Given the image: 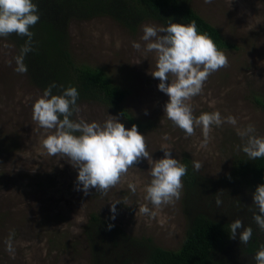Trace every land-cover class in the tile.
<instances>
[{
  "label": "rangeland",
  "instance_id": "rangeland-1",
  "mask_svg": "<svg viewBox=\"0 0 264 264\" xmlns=\"http://www.w3.org/2000/svg\"><path fill=\"white\" fill-rule=\"evenodd\" d=\"M186 1L233 45L219 49L227 56L228 66L211 74L202 94L190 101L196 116L219 111L223 117L231 115L237 119L236 127L227 123L213 127L211 139L204 147L199 128L195 136L186 138L164 116L169 98L159 91V80L149 74L155 70V56L149 53L145 58L132 47L133 42H138L143 49L144 26L164 27L160 22L144 19L131 30L107 16L71 18L65 26L63 48L74 63L100 69L111 83L125 91L121 107L145 135L146 148L153 160L164 157L162 146L169 147L172 157L180 163L182 158L188 159L202 184L211 187L218 184L217 192L204 199L207 206L198 201V207L220 213L218 217L224 220L240 219L248 227V215L238 208L245 199L251 213L256 211L252 205L253 192L238 190L236 185L223 180L232 169V161L247 156L242 151L245 141L237 134V128L251 124L255 135L264 136V109L253 98L264 102V0ZM15 47L10 39L0 37V264H91L85 238L90 213L118 226L129 236L148 237L158 247L176 249L187 222L184 202L192 198L184 186L174 205L152 209L144 200V188L151 176L150 165L143 160L129 169L121 183L106 195L95 189L87 195L77 190L78 170L66 158L47 155L42 147V140L50 133L32 120V111L34 102L43 93L30 83L26 73L15 70L18 55ZM77 105L80 112L74 113L73 120L83 118L102 124L112 115L126 128L132 127L116 110L101 103L82 100ZM194 161L202 164L199 170L194 168ZM129 183L136 184L135 194L128 188ZM231 191L238 203L231 200ZM217 196L222 200L219 207L215 203ZM116 200L126 203L116 205V218L112 220L110 206ZM144 204L156 212L154 217L138 211ZM237 214L241 215L233 217ZM257 230L260 229H256V237L262 245L264 231ZM240 231L237 230L235 239L237 246L229 245L221 254L232 264H256L254 256L239 253ZM13 233L14 251L10 252L6 241ZM132 263L139 264L137 260Z\"/></svg>",
  "mask_w": 264,
  "mask_h": 264
},
{
  "label": "clouds",
  "instance_id": "clouds-1",
  "mask_svg": "<svg viewBox=\"0 0 264 264\" xmlns=\"http://www.w3.org/2000/svg\"><path fill=\"white\" fill-rule=\"evenodd\" d=\"M211 3V0H205ZM40 20L38 5L33 0H0V37L15 34L28 37L16 59V71L26 73L24 56L31 51L30 29ZM141 40L133 42L132 47L146 58L149 53L155 56V70L149 74L159 80L158 89L168 96L164 105V116L173 125L185 133V137L196 135V129L203 136L202 147L211 139L213 127H221L227 123L236 127L237 119L231 115L223 117L219 111L204 112L194 115L190 101L202 94L208 77L221 68L228 66L227 56L218 50L214 41L205 33L199 34L196 22L188 24L173 23L171 19L166 27L145 25ZM137 64L140 61L136 62ZM170 81V83H169ZM54 85L49 86L33 104L32 120L43 129L46 138L42 147L49 156H58L67 160L78 170L76 189L85 195L91 189L107 194L112 188L121 183L129 169L147 160L150 165L151 180L145 188L144 200L152 205V209L174 205L181 197L183 189L182 177L187 174V168L171 155L169 147L162 146L164 157L153 160L146 148L145 135L138 131L133 124L126 128L116 116L108 115L101 124L96 121L88 122L83 118L73 120L74 113L78 114L79 96L75 87H68L62 94L53 95ZM147 114V113H146ZM253 125L237 128V134L245 141L242 151L249 160L264 158V136L255 135ZM79 133V135H76ZM164 139H168L167 136ZM200 162L194 161V168L199 170ZM128 188L135 194L137 186L129 183ZM223 191V190H221ZM220 192V191H218ZM126 201L116 200L111 203V219L115 220L116 205ZM221 206L219 196L215 201ZM252 205L256 211L253 220L261 231H264V184L257 185L252 193ZM147 204L141 205L138 211L145 216L154 217L156 212ZM251 211L252 209L249 208ZM114 224H108L111 230ZM239 232L240 244L247 245L252 237V228L245 227L240 219L229 224V238L236 239ZM12 235L6 241L7 249L12 252ZM256 264H264V244L255 253Z\"/></svg>",
  "mask_w": 264,
  "mask_h": 264
},
{
  "label": "trees",
  "instance_id": "trees-1",
  "mask_svg": "<svg viewBox=\"0 0 264 264\" xmlns=\"http://www.w3.org/2000/svg\"><path fill=\"white\" fill-rule=\"evenodd\" d=\"M38 5L39 22L30 31L31 51L24 56L27 76L30 83L42 93L49 86L53 95L62 94L68 87H75L80 101L98 102L117 111L119 116L134 124L121 107L125 91L111 83L105 74L97 68L79 65L73 62L69 52L63 48L65 26L71 18L88 20L95 16H107L120 25L133 29L139 21L151 19L167 26L169 19L173 23L188 24L196 22L199 34H207L219 49H229L232 44L223 39L218 30L199 16L186 0H33ZM15 44L17 54L25 45L28 37L15 34L7 36ZM17 55V56H18ZM257 105L264 109V102L253 97ZM138 126V125H137ZM181 164L187 168L182 177L185 192L192 197L184 202L187 219L184 234L176 249H165L150 243L148 237H135L125 234L118 226L109 230L111 222L90 213L85 226V238L91 256V264H232L223 256L222 251L235 244L229 238L230 220L218 217L220 213L203 211L198 201L204 203L208 194H215L218 184H202L199 176L192 170L187 158ZM236 185L238 190L254 192L257 185L264 184V158L249 160L238 157L232 161V169L223 180ZM217 189V190H215ZM216 191V192H214ZM214 192V193H212ZM231 191L232 201L238 203ZM242 201L239 212L248 215L247 224L252 228V237L247 245H238L240 254L252 255L259 250L260 243L256 237L259 227L253 220L254 211ZM231 204V202L229 203ZM229 206V205H228ZM231 215V214H229ZM241 214H237L239 217ZM250 217V218H249ZM112 224V223H111ZM260 231V230H257ZM135 256L131 255L135 252Z\"/></svg>",
  "mask_w": 264,
  "mask_h": 264
}]
</instances>
